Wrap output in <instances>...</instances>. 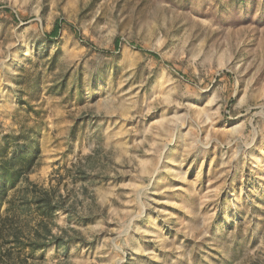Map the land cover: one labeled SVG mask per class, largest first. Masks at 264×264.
I'll return each instance as SVG.
<instances>
[{"label": "rangeland", "instance_id": "rangeland-1", "mask_svg": "<svg viewBox=\"0 0 264 264\" xmlns=\"http://www.w3.org/2000/svg\"><path fill=\"white\" fill-rule=\"evenodd\" d=\"M0 264H264V0H0Z\"/></svg>", "mask_w": 264, "mask_h": 264}, {"label": "trees", "instance_id": "trees-1", "mask_svg": "<svg viewBox=\"0 0 264 264\" xmlns=\"http://www.w3.org/2000/svg\"><path fill=\"white\" fill-rule=\"evenodd\" d=\"M59 30H60V22L57 21V22L55 23L54 27H53L52 33L57 34V33L59 32ZM10 165H11V166L13 165V161H12V160H11ZM1 187L4 188V184H2ZM3 193H4V192H3ZM57 207H59V203H56V204H54V205H51V203L49 202V203H47V207H46V208L51 212V214H54V212H55L54 210H55V208H57ZM49 232H50V230H49Z\"/></svg>", "mask_w": 264, "mask_h": 264}]
</instances>
